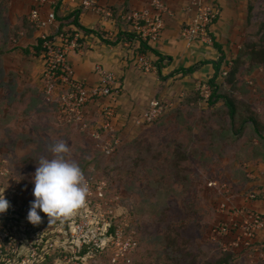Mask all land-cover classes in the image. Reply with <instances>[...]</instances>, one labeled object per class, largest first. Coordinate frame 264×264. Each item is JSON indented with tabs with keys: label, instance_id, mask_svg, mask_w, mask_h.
Segmentation results:
<instances>
[{
	"label": "rangeland",
	"instance_id": "obj_1",
	"mask_svg": "<svg viewBox=\"0 0 264 264\" xmlns=\"http://www.w3.org/2000/svg\"><path fill=\"white\" fill-rule=\"evenodd\" d=\"M221 5L242 55L236 85L223 82L237 103L236 118L224 102L209 107L199 96L198 103L180 102L174 113L165 109L152 126L120 133V145L107 155L91 135L103 121L98 112L88 117L87 129L61 123L56 103L46 100L39 84L24 81L14 64L29 60V48L17 46L32 31L20 3L0 0V194L10 202L0 214V264H264L253 252L231 255V239L212 234L225 210L221 204L236 206L246 197L249 170L264 164V142L253 126L239 132L252 117L264 134V65L246 55L247 47L264 46V0ZM61 141L90 185L92 204L87 213L78 208L51 225L40 213L42 223L34 226L27 220L33 178L40 159H52L50 149ZM117 230L122 242L136 244L123 251L125 259L118 258Z\"/></svg>",
	"mask_w": 264,
	"mask_h": 264
},
{
	"label": "crops",
	"instance_id": "obj_2",
	"mask_svg": "<svg viewBox=\"0 0 264 264\" xmlns=\"http://www.w3.org/2000/svg\"><path fill=\"white\" fill-rule=\"evenodd\" d=\"M14 1L23 6L21 9L29 22L31 0ZM82 1L63 0L58 3V29L59 32L69 33L74 29L80 31V46L71 49L69 54L70 65L77 80L86 82L89 86L97 85V67H103L117 75L122 91L116 104V126L123 134L127 135L129 130L137 128L135 119L149 109L153 102H160L166 111L174 110L190 93L199 91L200 84L209 83L216 73L215 64L224 55L228 60L238 53L235 45L236 29L228 18L229 11L225 5H221L222 0H215L223 10L221 9L222 15L212 28L214 45L186 42L181 37V30L192 15L185 10L188 0H167L174 15L167 18L160 42L150 45L145 52H141V41L133 35L123 17L149 8L150 0H99L102 6L112 12V19L86 10ZM28 24L32 37H23L17 48L28 47L29 51L25 50V53H30L31 56L28 61L20 57L21 61H16L14 65L23 69L20 73L24 81L39 84L43 93L44 62L41 55L32 56L36 49L37 34ZM23 30L20 28V33L25 32ZM142 54H146L154 63L156 71L144 74L139 70L137 59ZM97 112L98 103L94 102L88 107V117L91 118ZM250 170L253 182L245 189L249 194L244 198H237L236 206L247 207L264 215V166ZM252 194H256L255 199L248 197Z\"/></svg>",
	"mask_w": 264,
	"mask_h": 264
},
{
	"label": "built area",
	"instance_id": "obj_3",
	"mask_svg": "<svg viewBox=\"0 0 264 264\" xmlns=\"http://www.w3.org/2000/svg\"><path fill=\"white\" fill-rule=\"evenodd\" d=\"M60 1L63 0H31L32 7L28 14V21L37 34L34 53L39 57L41 55L44 62L43 93L49 103H56L61 123L76 124L83 129L88 128V107L97 102L98 113L103 121L99 130L93 131L91 135L97 142L100 141L103 144V152L111 155L121 141L116 135L119 131L116 126L118 120L116 104L122 91L119 80L115 73L103 67H97L99 75L97 85L89 86L86 82L76 79L70 65L69 54L71 49L74 50L80 46L81 34L75 29L71 33L59 32L56 11ZM82 4L86 10L104 15L108 19L113 18L112 12L102 6L99 0H83ZM185 10L192 15L181 30V37L188 43L202 42L214 45L215 41L210 32L222 15L220 5L217 2L207 3L206 0H190ZM173 15L174 12L167 0H150L149 8L131 12L125 15L123 20L137 34L140 41L154 45L162 39L166 20ZM137 64L144 74L157 70L146 54L138 56ZM227 73L225 70L223 76L226 77ZM199 92L208 99L211 95L208 83L200 84ZM164 111L165 107L160 102H153L149 109L135 119L134 123L138 127L152 125L161 118ZM102 137L107 140H101ZM88 195H91L89 184ZM255 195L252 194L250 199H255ZM89 199L86 197L84 204L80 207L85 213L92 204L91 201L88 202ZM222 207L225 210L220 214L221 220L212 231L215 240L231 239L230 252L236 254L253 252L264 260V215L247 207L231 205L227 200L221 204L220 208ZM90 220L88 224L81 226L79 239L84 237L85 227L90 224ZM106 231L105 236L107 237L108 230ZM116 236L117 244L122 252L118 258L121 256L125 259L127 256L123 254V251L126 252L136 244L131 240L122 242L120 230L116 231ZM73 237L76 238V236ZM80 249V252H83L84 248L80 247Z\"/></svg>",
	"mask_w": 264,
	"mask_h": 264
},
{
	"label": "clouds",
	"instance_id": "obj_4",
	"mask_svg": "<svg viewBox=\"0 0 264 264\" xmlns=\"http://www.w3.org/2000/svg\"><path fill=\"white\" fill-rule=\"evenodd\" d=\"M50 151L53 158H41L33 183L34 200L31 202L27 220L34 226L42 223L44 213L49 225L71 217L80 208L88 195L83 171L70 161V148L66 142L54 144ZM10 202L0 194V214L6 213Z\"/></svg>",
	"mask_w": 264,
	"mask_h": 264
},
{
	"label": "trees",
	"instance_id": "obj_5",
	"mask_svg": "<svg viewBox=\"0 0 264 264\" xmlns=\"http://www.w3.org/2000/svg\"><path fill=\"white\" fill-rule=\"evenodd\" d=\"M219 19V18H218ZM127 24V23H126ZM78 25V24H77ZM214 27V26H213ZM133 32V35L138 38L137 34ZM210 35L213 36L212 31L210 32ZM211 36V37H212ZM214 39V37H212ZM141 52H145L146 50H148L150 48V45L146 42H142L141 41ZM246 51H248V53L246 55L251 56L253 60L258 62V66H263L264 65V46L258 50L257 46H252V47H247ZM243 53V52H242ZM240 53L238 52L235 56H233L230 59H226V55H224L220 61H218L215 64L216 67V73L214 75V77L209 81L208 86L211 92V95L208 99L204 98L200 92H192L190 93L185 100H183L181 102V106L184 105H191L194 104L195 102L198 103V97L201 96V102H205L209 107H214L222 102H224L225 106L228 108L229 113H230V117L232 120H234L237 116V103L236 101L233 99L232 96L227 95L223 90H224V81L226 80L228 84H230L231 86L236 85L237 79V73H238V68H237V61L239 59H241L242 55H239ZM231 63V64H230ZM225 64V65H224ZM227 70V76L224 77L223 73L224 71ZM223 80V81H222ZM198 101V102H197ZM183 103V104H182ZM177 109L172 110L171 112H176ZM248 124H251L253 126V129L255 131V134L257 136H259L260 139H262L261 141L264 142V134L261 133L260 131V126L258 125V122L256 120H254L252 117L249 118H245V120H243L242 122V127L239 129V132L241 131V129L243 128V126H248ZM154 125V124H152ZM152 125H147L145 127H149ZM100 132H102V130H100ZM121 131L117 132V136L120 137L121 136ZM263 165L264 164H260ZM251 173V170H249ZM251 182H253V180H249L248 185L251 184ZM86 250H84L83 255L86 254L85 252ZM236 255V253H232L231 255Z\"/></svg>",
	"mask_w": 264,
	"mask_h": 264
}]
</instances>
